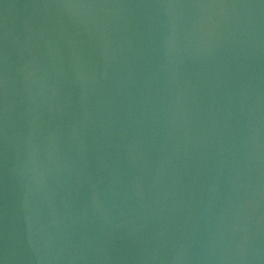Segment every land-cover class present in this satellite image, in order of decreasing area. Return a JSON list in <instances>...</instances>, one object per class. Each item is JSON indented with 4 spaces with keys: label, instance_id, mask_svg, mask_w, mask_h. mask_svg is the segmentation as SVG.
<instances>
[{
    "label": "water",
    "instance_id": "water-1",
    "mask_svg": "<svg viewBox=\"0 0 264 264\" xmlns=\"http://www.w3.org/2000/svg\"><path fill=\"white\" fill-rule=\"evenodd\" d=\"M0 264H264V0H0Z\"/></svg>",
    "mask_w": 264,
    "mask_h": 264
}]
</instances>
